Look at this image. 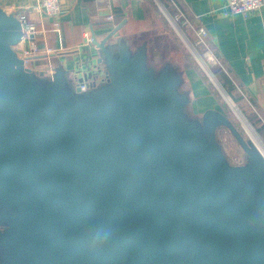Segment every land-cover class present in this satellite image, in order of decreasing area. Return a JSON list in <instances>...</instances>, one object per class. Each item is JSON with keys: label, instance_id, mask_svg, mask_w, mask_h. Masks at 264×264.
<instances>
[{"label": "water", "instance_id": "95a60500", "mask_svg": "<svg viewBox=\"0 0 264 264\" xmlns=\"http://www.w3.org/2000/svg\"><path fill=\"white\" fill-rule=\"evenodd\" d=\"M123 23L92 33L108 81L80 92L25 66L0 6V264H264V156L223 112L190 115L174 64Z\"/></svg>", "mask_w": 264, "mask_h": 264}, {"label": "crops", "instance_id": "0c3cea01", "mask_svg": "<svg viewBox=\"0 0 264 264\" xmlns=\"http://www.w3.org/2000/svg\"><path fill=\"white\" fill-rule=\"evenodd\" d=\"M32 2L0 0V6L8 13L18 16L26 12L37 26L35 39L39 46L42 50L51 49L49 53L41 51L38 57L30 59L28 67L44 70L46 75H51L56 67H62L69 77L73 70L81 66L86 68L91 63L89 55L91 53L92 57L96 48L86 47L84 42L93 32L102 39L123 21L120 35L127 37L133 47L147 41L150 56L151 39L169 37L159 16V3L166 9H181L190 22V35H194L191 25L205 28L206 40L217 59V71L225 75L233 87L232 93L244 105L247 117L264 137V5L243 14L228 12L225 0H60L62 12L53 17L44 10L28 8ZM108 5L115 14L113 23L106 19ZM153 31L163 32L153 34ZM26 46V41H21L15 50L21 56ZM182 65L184 79L190 81L191 70L185 68L187 62ZM202 101L213 102L211 98ZM198 102L200 109L205 106L200 99Z\"/></svg>", "mask_w": 264, "mask_h": 264}, {"label": "rangeland", "instance_id": "374dc122", "mask_svg": "<svg viewBox=\"0 0 264 264\" xmlns=\"http://www.w3.org/2000/svg\"><path fill=\"white\" fill-rule=\"evenodd\" d=\"M159 5V9H161L159 11V16L166 28V32L169 37L160 36L155 39H151L149 61L154 62L156 66H159L166 60L174 63V66L182 77V90L189 91V98H192V102H190V104L187 106L190 115L201 116L205 111L204 109L208 107L217 109L226 114L239 129V131L247 138L248 135L245 131L246 129L243 123L236 115L233 107L226 98L227 96L231 99L230 95L213 74V69L211 70V66L217 64L215 62V60H217L216 56L213 55L214 59H209L210 56L206 55V57H204V51L200 52L201 49L196 46V41L193 42L192 38L187 34V32H185L186 30L182 28V25L180 24L181 19L176 20L174 18L175 14L173 15L170 13L168 9H166L161 3H159ZM162 32L163 31H153V34H161ZM154 48H156L157 51ZM154 54L158 55L156 59H154ZM182 62H187L185 68L191 70L189 71L190 75L188 78L190 81H186L181 72L183 66ZM71 84L72 86L75 85V79L71 80ZM189 87L192 90V94L190 93ZM223 92L226 94V96ZM206 98H211L213 102L211 103L210 101V103L206 104L204 101H202ZM199 99L205 105L201 109L199 107ZM231 101L264 142L261 135L247 117L245 111H243V109H241V107H239V105H237L232 99ZM217 136L231 163L242 164L245 162L246 156L243 149L226 127H219L217 130Z\"/></svg>", "mask_w": 264, "mask_h": 264}, {"label": "built area", "instance_id": "2783aa9c", "mask_svg": "<svg viewBox=\"0 0 264 264\" xmlns=\"http://www.w3.org/2000/svg\"><path fill=\"white\" fill-rule=\"evenodd\" d=\"M225 3L228 12L245 14L247 12L254 11L262 7L264 5V0H225ZM28 8L37 11L44 10L48 15L53 17L58 16L62 12V6L60 0H33L32 5ZM107 9L109 13L106 15V19L109 22H113L115 18V14L112 12L110 5H108ZM17 17L19 18L23 27L22 41H26L27 43V46L25 50L22 52L21 57L24 60L25 66L28 67V62L30 59L38 57L41 51H44L45 53H49L51 49L45 48L44 50H42V48L39 46L38 42L35 39V35L38 32L37 26L33 21L29 20L26 12L19 13ZM174 18L176 20H180L181 18L185 19V21L190 27V22L186 19L184 13L180 9H178V12L174 15ZM57 24L58 23L56 22L55 25ZM191 28L195 35L196 45H201L204 47L203 56L204 57L210 56L214 59L213 56L214 54L205 41V37L207 34L205 28L201 26L193 27L192 25ZM84 45L86 47L89 46L94 47L91 36L86 38ZM96 56H97L96 51L92 55L93 58L91 57V53H90L89 57L91 63L86 65V68L84 66H81L78 68V70L72 71L71 80L75 79L74 87L76 89L78 88L80 92L90 90L95 86L101 85L108 81V76L105 71V67L103 66V64L98 63ZM94 57L95 60H93ZM215 62L217 63V60H215Z\"/></svg>", "mask_w": 264, "mask_h": 264}, {"label": "trees", "instance_id": "16d2710c", "mask_svg": "<svg viewBox=\"0 0 264 264\" xmlns=\"http://www.w3.org/2000/svg\"><path fill=\"white\" fill-rule=\"evenodd\" d=\"M168 8V7H167ZM168 10H169V12L170 13H172L173 15L174 14H176L177 12H178V9H175V8H173V9H170V8H168ZM181 10V9H180ZM182 11V10H181ZM183 12V11H182ZM184 15H185V13H184ZM185 17H186V15H185ZM187 19V18H186ZM110 23H113V22H110ZM180 24L182 25V28L184 29V30H186L185 32H187V34L192 38V41L193 42H195V35H190L189 34V26L187 25V22L185 21V19H183V18H181V21H180ZM194 27H196V26H194ZM144 41V40H143ZM205 41H206V43L207 44H209L208 42H207V40H206V37H205ZM199 49H201L200 50V52H203L204 51V47L203 46H201V45H196ZM208 46H210V45H208ZM210 49H211V47H210ZM211 51H212V49H211ZM213 52V51H212ZM214 53V52H213ZM155 56H154V59H156V57H158V55L157 54H154ZM155 61V60H154ZM152 63H154V62H152ZM155 64V63H154ZM212 68H211V70H212V72H213V74L216 76V78L218 79V81L221 83V85L224 87V89L227 91V93L230 95V97H231V99L237 104V105H239V107H241V109H243V111H245V107H244V105L241 103V101H240V98L238 97L237 98V96H235L233 93H232V91H233V87L230 85V83L228 82V80H227V78L225 77V75H223V74H221L220 72H218L217 71V69H216V67H215V65H212L211 66ZM246 113V112H245ZM251 121V120H250ZM251 123H252V121H251ZM258 133H260V134H262V131L260 130V129H258ZM263 140H264V137H263Z\"/></svg>", "mask_w": 264, "mask_h": 264}, {"label": "bare ground", "instance_id": "6f19581e", "mask_svg": "<svg viewBox=\"0 0 264 264\" xmlns=\"http://www.w3.org/2000/svg\"><path fill=\"white\" fill-rule=\"evenodd\" d=\"M210 58L212 59V57H209V59ZM225 96H226V94H225ZM226 98L229 101V103L231 104V106L233 107L236 115L239 117V119L243 123V125H244V127L246 129L245 131H246V133L248 135L247 138H250L252 140V142L256 145V147L260 150V152L264 156V142L261 140V138L256 133V131L251 127V125L247 122V120L243 117V115L238 111V109L233 105L231 99L229 97H227V96H226Z\"/></svg>", "mask_w": 264, "mask_h": 264}]
</instances>
